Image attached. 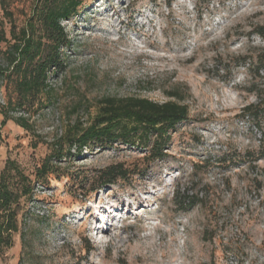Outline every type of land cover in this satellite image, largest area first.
I'll list each match as a JSON object with an SVG mask.
<instances>
[{"label":"rangeland","instance_id":"obj_1","mask_svg":"<svg viewBox=\"0 0 264 264\" xmlns=\"http://www.w3.org/2000/svg\"><path fill=\"white\" fill-rule=\"evenodd\" d=\"M81 1L61 21L69 44L64 70L50 76L51 100L9 109L31 128L1 124L0 114V172L11 161L19 180L12 170L10 185L31 187L0 264H264V66L256 65L264 0ZM27 6L11 4L17 23ZM5 94L0 84L2 105ZM105 97L179 98L188 116L168 131L161 158L115 143L37 174L64 131L85 126ZM117 163L125 178L95 180ZM115 201L137 218L119 210L115 230L96 232L88 210ZM140 245L143 261L134 258Z\"/></svg>","mask_w":264,"mask_h":264},{"label":"trees","instance_id":"obj_2","mask_svg":"<svg viewBox=\"0 0 264 264\" xmlns=\"http://www.w3.org/2000/svg\"><path fill=\"white\" fill-rule=\"evenodd\" d=\"M15 2L28 5V12H23L20 23H17L10 7ZM81 2L0 0V43L3 44L0 47V84H3L6 93L5 103L0 104V114L3 116L1 124L13 119L29 130L28 118L11 117L9 109L24 108L29 111L51 100L53 87L50 76L64 70L63 48L69 44L61 21L72 17ZM263 29L259 27L258 34H262ZM256 65L264 66V55L257 58ZM170 96L177 95L171 93ZM178 99L155 102L144 97L102 98L85 126L75 122L64 131L51 147L50 154L41 162L37 174H58V164L82 155L83 149H102L115 143L149 147L148 156L163 157L168 131L188 116L187 105ZM251 108L252 105H247L242 112H249ZM14 168L9 161L0 172V252L11 245L12 233L17 231L20 199L31 194L30 182L18 181L17 186L10 185L6 174L12 170L19 180L18 171ZM126 174L123 165L117 163L99 171L95 180L99 184H108L118 177L125 178ZM186 201L196 203L189 198L183 199L184 204Z\"/></svg>","mask_w":264,"mask_h":264},{"label":"bare ground","instance_id":"obj_3","mask_svg":"<svg viewBox=\"0 0 264 264\" xmlns=\"http://www.w3.org/2000/svg\"><path fill=\"white\" fill-rule=\"evenodd\" d=\"M138 200L147 209L150 208V205L148 203L149 200H145V199L142 200V198H140ZM101 208H102V210H100V213H97V212L93 211L92 209L88 210V212H90V214L93 217V224L96 225L94 227V230L96 232L109 233L110 231L115 230L116 227H114V222L119 221L118 219H119V217H121L118 214L119 210L122 211L124 209V212L126 213V215L124 216L125 217L124 219H128L130 217L137 218V214L134 212L135 208L130 203L120 204V203H117V201H115V202L109 204L108 206H105V207L102 206ZM105 215H106V218H105ZM148 234H150V233H148ZM143 246H141V245L139 246L138 251L134 257V258H136V260L143 261V260H146V258L148 259V257H146V255L141 252V249H143L145 247V246L144 247Z\"/></svg>","mask_w":264,"mask_h":264}]
</instances>
